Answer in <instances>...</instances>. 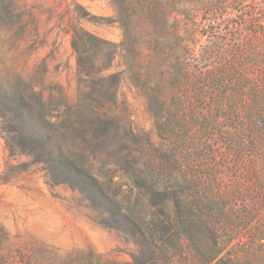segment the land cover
Wrapping results in <instances>:
<instances>
[{"label":"rangeland","instance_id":"374dc122","mask_svg":"<svg viewBox=\"0 0 264 264\" xmlns=\"http://www.w3.org/2000/svg\"><path fill=\"white\" fill-rule=\"evenodd\" d=\"M142 5L0 0V77L71 110L64 151L100 188L54 180L0 123V264H264V0H153L163 35ZM81 31L103 41L89 75Z\"/></svg>","mask_w":264,"mask_h":264},{"label":"trees","instance_id":"16d2710c","mask_svg":"<svg viewBox=\"0 0 264 264\" xmlns=\"http://www.w3.org/2000/svg\"><path fill=\"white\" fill-rule=\"evenodd\" d=\"M139 1L143 4L141 9L147 12L148 17L154 23V27L157 29L156 32L162 35L165 34V27L160 24L161 17L157 7L149 5L153 0ZM72 44L80 70L89 75L97 66L93 52L95 49L100 51L103 49V41L86 31H81L76 34ZM164 50L165 47L164 49L160 47L161 52ZM172 61L174 62L172 79L176 84H183L184 82L186 84L190 77L187 72L182 71L179 67L181 64L179 54L175 55ZM150 79L151 77L146 81L141 78L142 82L147 85ZM99 84L92 86L90 92L86 93L84 102L76 113H83V111L97 112L96 109L99 104L96 101L95 90L97 91ZM71 113L70 110L67 112L68 116L66 118L60 116L59 119L63 118L62 121L54 122L52 113H38L22 93L12 86L6 85L0 77V123L11 132H14L8 139L10 140V148H20V150L34 153L36 157L44 158L54 180H64L67 183L74 184L88 195L91 191L88 179H91L93 181L91 185L97 184L93 189V194L97 199V193L100 191L98 181L92 176L82 173L67 156L62 145L63 141H66L70 135H76L78 132V129L73 125L75 120L72 119ZM97 127L104 129V125H96ZM94 136H96L95 133L90 137L83 135V138L87 144H95Z\"/></svg>","mask_w":264,"mask_h":264}]
</instances>
